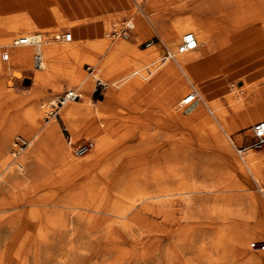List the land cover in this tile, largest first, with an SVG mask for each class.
<instances>
[{"label":"bare ground","instance_id":"1","mask_svg":"<svg viewBox=\"0 0 264 264\" xmlns=\"http://www.w3.org/2000/svg\"><path fill=\"white\" fill-rule=\"evenodd\" d=\"M134 2L146 21L139 17L136 23L127 22V26L129 29L136 27L139 40L142 41L150 38L147 23H151L145 16L146 12L157 22L160 11L191 5V14L186 18H172V24L161 37L174 48L179 38L192 32L197 42L196 48L179 53L180 39L173 51L167 50L166 58H172L174 62H163L162 51L157 43L150 44L139 52L123 38L116 40L114 48H109L105 38L78 40L72 36L70 42L57 43L47 40L43 34L33 33L39 27L49 34L56 28L73 27L91 19L78 17L68 20L64 18V10L55 4L36 6L31 3L24 10L0 14V17H10L8 25L0 26V50L6 46L4 55L10 57L6 63L0 60V75L7 73L11 64L18 67L15 71L19 74L20 70L29 68L32 55L37 53L41 60L40 67L35 68L33 56L32 83L27 92L0 90V208L7 207L6 202L12 190L24 183V173L29 169L35 170L42 149H50L74 168L76 176L81 177V180L74 187L78 199L68 214L58 212L42 221L37 213L30 212L38 232V240L27 241V247L46 244L50 239V230L62 243L57 260L48 258L45 263L56 261L60 264H92L100 257L102 264H153L154 254L158 250L157 244L154 245L155 241L150 242L154 225L159 219L169 217L176 207L188 209L195 200H201L202 197L197 193L205 189L206 192L217 193L211 196V200L231 212H239L243 205H248L254 211L257 217L255 231L242 232L231 220L220 227L217 236H226L231 242H239V247L235 248L236 256L240 258L237 264H264V254L252 252L249 242L251 238H256V234H264V201L253 193L239 197L238 194H221L232 192L242 177H246L247 185L250 184V178L245 174L242 162L218 134L213 119L204 112L202 102L206 104L208 95L205 86L211 81L199 83L202 86L199 91L188 92L185 80L179 73L181 71L187 81L193 83L188 66L210 52H218L217 57L223 63L234 55L230 53L231 50L245 44L246 38L260 34L261 40H264V0H192L188 4H184L185 0H180L179 3H174L173 0L165 3H159L158 0ZM141 2H144L143 6ZM159 27L164 30L163 25ZM21 38H26L28 42L20 43ZM96 53H103V58L98 59ZM235 55L239 56L240 52H235ZM254 56L257 59L249 65L264 59V47L258 48L252 55L245 54L243 58ZM83 63L95 67L89 78H86L81 68ZM239 72L240 70H235L234 74ZM263 73L264 67L257 69L249 78L245 77L240 87L234 85L228 95L229 99L233 98V94H238L253 79V88L247 91L253 94L255 101H260L261 106L253 111L246 110V116L239 117L238 120L245 126L254 120L264 119ZM155 74L159 79L167 74L172 76L171 88L165 93L168 116L173 124L188 130L186 133L182 132L178 139L171 135L162 136L127 128L125 122L116 125L118 112L112 110V106L128 101L126 98L132 91L138 90L139 95L148 92L149 82ZM48 80L56 81L55 88L62 81L81 85V100L68 101L59 106L57 111L60 119L74 134L84 131L93 140L92 150L81 160L71 157L62 141L55 115L38 130H34L40 124L46 105L36 98L40 85ZM95 81L111 85L104 99L96 104L90 98ZM193 93L196 95L192 101L185 103L183 99ZM5 97L12 100V106L17 108L22 105V108H17L8 115L9 111L3 102ZM177 101L183 105L182 109L176 110ZM54 102V99L48 100L51 106L57 104V101L55 104ZM209 105L217 109L214 100H210ZM249 113L252 115L247 116ZM6 115L9 120L4 124ZM215 118L225 120V116L220 114ZM177 121L181 124L178 125ZM194 126L210 130L213 135L212 143L223 150L212 157L220 163L224 175L222 178H218L216 170L214 172V169L202 168L200 180V173L193 169L192 160L204 158L199 153L202 152V147L189 139L186 142L183 140L187 137L185 135L190 136ZM227 129L231 130L230 127ZM17 133L29 138L26 140L27 147L20 148L16 144L14 149L19 150V154L12 153L13 162L8 166L6 162L9 155L6 148L12 144V137ZM21 158L24 170L19 173L16 164L22 168ZM242 159L251 177L264 183V153L256 154L247 150ZM259 190L262 191L263 188ZM8 222L9 219L0 214V230ZM194 227L201 226L186 219L184 234L188 238H194L195 234L191 233ZM159 230L162 229L155 231L161 233ZM138 247H141V251L137 250ZM24 249L22 245L13 252L15 260H23ZM211 256L212 253L204 243L196 242L189 245L185 253H173L167 248L163 264H176V260L179 264L211 262ZM9 258L8 248L1 247L0 244V264H5ZM9 263L13 264L12 261Z\"/></svg>","mask_w":264,"mask_h":264},{"label":"rangeland","instance_id":"2","mask_svg":"<svg viewBox=\"0 0 264 264\" xmlns=\"http://www.w3.org/2000/svg\"><path fill=\"white\" fill-rule=\"evenodd\" d=\"M73 1L81 5L83 4L88 8L90 7L92 12H97L96 14L99 15L92 17L90 20H98L97 24H104L101 34L97 37L90 36V39L105 38L108 41L109 48H114L117 43L116 40L118 41V39L123 38L139 52L144 51L150 46V44L157 43L162 51L161 61L163 62H174V59L169 57L168 59L166 58L167 50L173 51L181 39L179 38L178 41H176L174 48H171L161 37L165 29L169 28L174 19L180 18L181 16V18H186L188 14L190 15L192 12L191 5H185L177 8L173 7L175 9L170 7L168 10H164L163 12L160 11L161 15L157 22H154L151 19L150 13L146 12L145 16L153 26L146 22L150 30V38L142 41L139 40L140 36L136 31V27H133L132 29L125 27L126 22L136 23V20L139 17H141L144 22L146 21L145 17L138 12L134 0H124L125 4L121 3L122 0ZM167 1L168 0H158L159 3H165ZM173 1L174 3L180 2V0ZM185 1L186 2L184 4H188L191 3L192 0ZM31 3L36 6L55 4L66 13L64 18L68 20L76 18V15L71 12L67 0H0V14L10 13L16 10H24L29 8ZM140 4L143 6L144 2H141ZM100 8H102L104 12H101ZM95 17L96 19H94ZM9 18L10 17H0V26L8 25V20H10ZM160 25L164 26V30L159 27ZM71 28L72 27H59L48 34V31L46 32L43 28L38 27L32 32L43 34V37L47 38V40L63 43L64 41L55 39V35L57 33H63L64 31H71ZM124 33L126 34L123 35ZM107 34H109L108 37L106 36ZM75 38L76 37L74 36V39ZM244 42L245 44L239 46V48L245 47L246 50L243 53L246 55L248 53L249 55H252L258 48L264 47V40H261L260 34L254 35L248 39L246 38V41ZM6 48V46H3L0 50V60L2 63L8 62L10 58L9 57L7 60H4ZM212 53L214 52H210L208 54L209 56L207 55L196 61L193 65L191 64L188 66V70L192 75L193 83H189L181 71H179V73L185 80L188 92H195L196 90L199 91L201 86L199 83L211 81L205 86V89L208 91V95L206 97V104L202 102L204 112L213 119L218 134L226 140L232 153L238 157L240 162H242L245 174L250 178V184L247 185L245 181L246 177H242L232 192H222L221 194H238L239 197L245 195L247 196L253 193L258 195L264 201V183L251 177L250 171L248 170V167L245 166L242 159L244 152L247 150L256 154L264 153V145L260 147H251L250 145L252 139L251 126L258 120H254L247 126L241 124L238 120L239 117L243 118L246 116V110L253 111L261 106L260 101H255L253 99V94L247 91L253 88V79L251 78V81L242 87L238 94H233V98H228V95L232 92V87L234 85L240 87L245 77L249 78L251 73L264 67V59L256 60L252 65H249V63L257 59V57L243 58L245 55H233L230 59H227V61L223 63L211 62L210 59L216 58L210 57V54ZM33 56L34 55H32L30 59L29 68L22 71L20 70L19 74H16L15 71L18 67L15 64H11L8 72L0 75L1 91H13L18 93L27 92L29 90L28 87L32 83V72L34 70L32 65ZM103 56V53H96V57L100 60ZM203 59L207 61L209 67L211 68L210 71L207 70L206 72H201L202 69L199 67L198 63ZM81 68L86 78L91 77L90 73L95 69L94 66L87 63H83ZM235 70H240V72L238 74H234ZM24 78H29L30 83L24 85ZM158 79L159 77L155 74L153 80L149 82L148 92H145L143 95H139L138 90L132 91L129 97L126 98L128 101L117 103L112 106L111 109L118 112L116 125L119 124V122H125L128 125L127 128H132L137 131H145L148 133L162 134V136L164 134L171 135L174 139H178L180 138L182 132L186 133L188 130L187 128H182L173 124L168 116L169 109L167 107V97L165 93L167 90H170L173 79L170 74L165 75L159 80ZM55 82L56 81L48 80L40 85L39 94L37 95L36 100L43 101L46 105L44 107V114L41 118L40 124L36 126L34 130H38L44 122L48 121L52 115H55L58 120L59 133L62 137V141L68 148L71 157L81 160L92 150L93 145H91V142H93V140L87 136L84 131L80 132L78 135L74 134L65 122L60 119L59 114H56L58 108L54 109L55 105L51 106V104L48 103L50 98L54 99L56 102L59 95L66 88H76L79 93L82 92V89L80 88L81 85L79 83L70 84L66 81H62L60 85L55 88ZM110 87V83L105 85L100 84L99 81H95V92L93 89L90 94V98L93 103L96 104L98 101L103 100ZM77 100H81V98ZM210 100H214L216 102V110L209 105ZM3 102L9 111L8 115L17 110V108H22V105L17 108L12 106V100L10 98L8 99L5 97ZM238 106L240 107L237 108ZM182 107L183 105H180L177 101L176 110L182 109ZM217 114L224 115L225 120L220 121L216 119L215 117ZM8 115L5 116L6 118L4 120V124H6L9 120ZM248 115L251 116L252 113L247 114V116ZM179 122L177 121L178 125L181 124V122ZM234 123L237 125H233ZM64 125L70 133V142L67 140L66 134L62 131V127ZM229 127L231 128L230 131L227 129ZM162 136L160 139H162ZM185 136L187 137L183 139L184 141L190 140L195 145L202 147V152L199 153L204 155V158H195L192 160L193 169L200 173L199 179H202V168L210 170L214 169V172L216 170L218 178H222L224 175L221 166L219 165L220 163L218 160H213L212 157L223 150L212 143V132L206 128L194 126L191 129L190 136ZM28 139V137H24L20 133H17L12 137V144L6 148V152L9 155L6 165L11 166L13 162L12 153L13 149L16 147V141H23L25 149L27 147L26 140ZM81 142H86L89 147L84 153L79 154L75 150V145ZM22 155V158H24V151L22 152ZM22 158L20 160L22 168H19L18 164H16V168L19 173H22L24 170V162ZM76 173L77 172L74 171V168L70 167L67 162L61 160L58 155L52 152V150L42 149L40 153V160L35 170L29 169V171L24 173V183L12 190V193L6 202L7 207L0 208V214L9 219L8 224L0 230L1 247H7L9 250L10 258L5 261V264H10L9 262L11 261L13 264H60L56 261L45 263L48 258H56L57 260L56 256L60 254V251L62 250V243L60 239L53 236V232L51 230L49 231L50 239L46 242V244H32L27 247V241L38 240V232L34 226L30 212L37 213L39 219L42 221L47 220L49 217H52L58 212L68 214L72 210V207H74L75 201L78 199V194L75 192L74 187L76 183L81 180V177H77ZM262 188L263 190L260 191L259 189ZM213 194L217 193H209L206 192L205 189H201L197 193V195L202 197L201 200L197 199L199 202L195 200L188 209L176 207V210L172 212L169 217L164 220L159 219L158 223L155 224L156 226L154 225V234L152 235L150 241H155L154 245L157 244L158 248L154 254L153 264H163L164 252L167 248H170L173 253L176 251L185 253L187 251V247L196 242L204 243L205 246L209 248L210 253H212V256L209 258L211 262H200L198 264L238 263L240 258L236 256L235 248L239 247V242H231L226 238V236L218 238L217 233L220 227H223L231 220L234 221V224H236L242 232L255 231L257 228L256 214L248 207V205H243L239 212H231L225 209L224 206L216 204L215 201L211 200V196ZM186 219L193 221L194 223H198L201 226L200 228L194 227V229L191 230V233L195 234L194 238H188L184 234V229H186ZM158 229H162L159 230L161 233L155 231H158ZM255 241H264V234H256V238H251L249 240L250 250L252 252H262L264 254V250L252 247V244ZM22 245L25 247L24 257L22 261H17L13 257V252ZM137 250L141 251V247H138ZM137 250L135 252H138ZM92 264H102V259L98 257ZM176 264H179L177 260Z\"/></svg>","mask_w":264,"mask_h":264},{"label":"built area","instance_id":"3","mask_svg":"<svg viewBox=\"0 0 264 264\" xmlns=\"http://www.w3.org/2000/svg\"><path fill=\"white\" fill-rule=\"evenodd\" d=\"M126 28L129 29L126 22ZM55 39L62 40L64 42H70L72 40V33L70 31H64L63 33H57L55 35ZM20 43L28 42L26 41V38L19 39ZM38 43V42H36ZM196 39L192 32H187L182 36L181 42L179 43L178 52L184 53L190 50H193L196 48ZM4 60H7V55H4ZM34 67L39 68L41 65L40 55L37 53L34 56ZM194 91V90H192ZM196 94H188L183 101L185 103L192 101ZM80 98V93L76 89H70L66 88L63 90V92L59 95L57 104L55 105L54 109H57L59 106H62L64 103L68 101H73ZM57 114V111H56ZM62 131L66 134V138L68 141H70L71 136L67 129V127L64 125L62 127ZM251 147H260L264 145V119L256 121L251 126ZM17 145L22 148L24 147V142L21 140L16 141ZM89 145L86 142H81L79 144L75 145V150L77 153L81 154L84 153L88 149ZM19 150L13 149V154L18 155ZM252 247H255L256 249L264 250V241H255L252 244Z\"/></svg>","mask_w":264,"mask_h":264},{"label":"crops","instance_id":"4","mask_svg":"<svg viewBox=\"0 0 264 264\" xmlns=\"http://www.w3.org/2000/svg\"><path fill=\"white\" fill-rule=\"evenodd\" d=\"M67 2H68V5L70 7L71 12L76 15V18H78V17L92 18L94 16L99 15V14H96L97 12H92L90 7L88 8L87 6H85L83 4L82 5L78 4L77 2H74L73 0H67ZM121 3L125 4V1L122 0ZM100 9H101V12H104V10H102V8H100ZM97 23H98V20H89L85 23L74 25L71 28L72 30L70 32L72 33L73 38L75 36L76 37L75 39H78V40L90 39V36H96L97 37L98 35L101 34L102 29H103V25L97 24ZM244 51H245L244 48H236V49L231 50L230 53L235 55V52H240V55H245V53H243ZM218 55H219L218 52H214V53L210 54V57H216V58L210 59V61L211 62H220V59L217 57ZM198 65L202 69L201 72H203V71L206 72L207 70L210 71V69H211L205 59L201 60L198 63ZM94 92H95V89H94Z\"/></svg>","mask_w":264,"mask_h":264},{"label":"water","instance_id":"5","mask_svg":"<svg viewBox=\"0 0 264 264\" xmlns=\"http://www.w3.org/2000/svg\"><path fill=\"white\" fill-rule=\"evenodd\" d=\"M30 83V79L29 78H24L23 79V84L24 85H27V84H29Z\"/></svg>","mask_w":264,"mask_h":264}]
</instances>
